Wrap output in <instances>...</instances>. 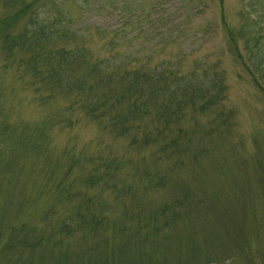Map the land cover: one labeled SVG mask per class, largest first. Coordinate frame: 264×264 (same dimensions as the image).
Returning <instances> with one entry per match:
<instances>
[{
	"label": "trees",
	"instance_id": "1",
	"mask_svg": "<svg viewBox=\"0 0 264 264\" xmlns=\"http://www.w3.org/2000/svg\"><path fill=\"white\" fill-rule=\"evenodd\" d=\"M47 1L49 4L42 0H1L5 11L0 13V52L5 56V63L0 76L12 69L21 82L28 81L27 87L37 93L35 99L46 108L52 109L59 98L64 101V107L53 111L51 120L46 117L34 122L20 121L10 127L0 123V134L3 139L9 133L15 137L20 154L27 153L29 147V152L42 156L49 164L51 154L46 147L50 141L46 133L51 121L56 120L61 125L69 122L73 127L84 119L93 120L107 131L105 134L110 139L121 144L123 155L114 154L112 149H106L104 154L88 155L81 151L72 153V146L64 148L60 155L63 174L54 187L45 186L47 180H40L38 190L44 186L50 189L51 195L61 188L64 193L61 199H71L73 213L52 228L46 220L55 213L51 206L42 215L47 227L20 221L2 227L0 256L4 252L10 254L14 264H155L147 251L135 248L154 242L160 235L176 234L179 222L182 226L194 222L192 210L198 208L191 201L192 191L179 171L186 166L194 170L208 166L206 162L213 160V156H209L211 142L228 144L223 143V137L228 141L233 124L223 106L224 79L217 74L187 78L171 67L149 68L139 60H129L127 66L112 65L115 56L95 58L86 44L89 39L84 34H76V30L73 33L74 23L68 13L56 0ZM252 19L253 25L258 24L256 35L252 37L248 27H242L241 34L246 35L248 51L258 49L259 52L248 58L250 63L244 62V68L255 76V85L264 98V29L258 15ZM228 35L237 47L233 30L229 29ZM251 41H255L256 46ZM204 113L209 114L216 125L195 126L194 116ZM13 130L17 132H11ZM106 139L97 141L95 152L99 145H106ZM4 159L0 160V169L6 165ZM19 160L18 157L16 162ZM56 164L59 166L58 162ZM79 166L83 174L69 181V174ZM6 167L7 172H16L11 166ZM125 167L129 168L133 180L139 179L136 186L144 188L140 186L137 191L132 184L119 186L121 178L128 180ZM212 167H206V173ZM99 186L113 189L117 200H123L122 206L118 205L115 210L107 206L110 214L103 211L106 206L95 209L97 200L88 188L94 190ZM156 191L168 192L169 200L149 208L143 206L140 195ZM233 192L231 197L235 198L238 190ZM129 196L132 202L125 204L124 199ZM238 198L244 204L250 203L249 200L244 202L240 195ZM1 220L3 222L4 218L0 215ZM163 227H168L167 231ZM48 229L50 237L57 238L51 249L42 252L41 242L47 238ZM70 237H80L82 247L70 248L65 242L72 239ZM120 239L124 242L118 244ZM110 244L114 247L112 251ZM132 254H141L145 259L130 261L127 256Z\"/></svg>",
	"mask_w": 264,
	"mask_h": 264
},
{
	"label": "rangeland",
	"instance_id": "2",
	"mask_svg": "<svg viewBox=\"0 0 264 264\" xmlns=\"http://www.w3.org/2000/svg\"><path fill=\"white\" fill-rule=\"evenodd\" d=\"M45 2L48 3L47 0H42V3ZM56 2L73 20V33L76 30V34H84L89 39L86 44L95 58L115 56L112 65L127 66L129 60H139L149 68L171 67L187 78L193 75L215 77L217 74L224 79L226 91L223 106L233 124L228 130L231 133L227 137L228 141H225L226 136L223 137V143L228 144H220L221 141L219 144L218 141L210 143L209 156H213V160L206 162V167H213L209 173H206V167L194 170L186 166L179 171L192 191L191 201L198 206L192 210L195 212L196 223L182 226L178 221L176 234L160 235L154 242L135 249L147 251L155 264H264V98L255 85V76L244 68V62L250 63L248 58L259 51H248L246 35L241 34L242 27H248L252 31L250 35H256L258 24L253 25L252 19L255 15H258L264 29V0ZM0 6V13H3L5 9ZM229 29L234 32L237 47L228 35ZM262 33L264 47V30ZM251 42L256 46L255 41ZM4 59L5 56L0 52V72ZM3 74L0 76L1 124L7 123L10 127L21 123L20 121L34 122L46 117L51 120L53 111L64 107V101L59 98L52 109L46 108L35 99L37 93L27 87L28 81L21 82L14 76L12 69ZM194 117L195 126L216 125L207 113ZM51 122L46 133L50 141L46 147V151L51 154L49 164L45 163L42 156L29 152V147L27 153L20 154L15 137L9 133L3 139L2 133L0 134V160L4 157L5 164L16 170L15 173L7 172L6 165L0 169V215L4 218L3 222L0 221V234L2 227L14 221L30 226L38 225L39 228L47 227L48 221L53 228L54 225L58 226L60 220L71 216L73 204L69 197L68 200L61 199L64 195L61 188L51 195L50 189L46 190L44 186L38 190L40 180L45 179V186L54 187L63 174L64 166L60 165V155L64 148L72 146V153L81 151L88 155L98 152L104 154L112 149L114 154L120 157L123 155L121 144L110 139L105 134L107 131L97 121L84 119L80 125L73 127L68 125L69 122L63 125L56 120ZM184 124L183 127L186 126ZM188 124L192 125V122L189 120ZM101 138H107L106 145H99L95 152L98 148L97 141ZM18 157L20 163L16 162ZM47 167L50 168L46 174ZM80 167L69 172V181H74L83 174ZM128 167H125L128 180L121 178L119 186L132 184L137 191L140 186L144 188L142 185L136 186L139 179L133 180L129 176ZM79 188L82 189L81 186ZM234 190L238 192L232 198ZM88 192L96 197L95 209L106 206L103 211L107 214L111 213L108 207L115 210L118 205L123 204V200L118 201L117 194H114L116 192L109 187L99 186L94 190L89 187ZM238 195L243 197L244 202L249 200L250 203L244 204ZM140 196L143 197L139 201L147 208L160 202L163 204L170 198L168 192L161 191ZM131 197L124 199V203L132 202ZM51 206L55 213L46 217L47 221L44 222L42 215ZM131 210L136 208L131 207ZM167 228L163 227L166 231ZM45 233L48 235L41 242L42 252L51 249L57 238L50 237V229ZM79 239L80 237L72 238L65 242L69 243L70 248L80 249L82 241ZM122 242L124 239H120L118 244ZM100 248L104 252L105 249L102 246ZM109 250H114L112 244L109 245ZM12 257L4 252L0 256V264H14ZM127 257L134 262L145 259L141 254Z\"/></svg>",
	"mask_w": 264,
	"mask_h": 264
}]
</instances>
